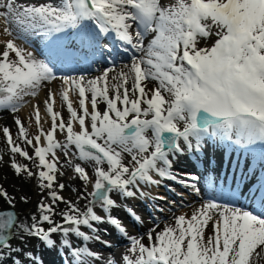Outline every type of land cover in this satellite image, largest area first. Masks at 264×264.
Returning <instances> with one entry per match:
<instances>
[{"label": "snow or ice", "instance_id": "6c2138e0", "mask_svg": "<svg viewBox=\"0 0 264 264\" xmlns=\"http://www.w3.org/2000/svg\"><path fill=\"white\" fill-rule=\"evenodd\" d=\"M0 21V35L8 37L0 41V111L13 114L17 138L33 149L30 154L15 143L4 127L11 167L18 177L35 179L50 201H41L38 215L21 220L16 198L0 188V200L8 205L0 209V264H44L42 252L28 247L29 239L45 250L65 249L63 264H99L104 258L88 242L100 241L102 224L127 238L123 264L264 259V0H175L167 6L162 0H0ZM149 33L154 36L145 45ZM211 37L214 42L201 46ZM33 40L41 42L39 56L18 43ZM121 53L129 63L117 70ZM97 64L104 67L91 74ZM57 80L58 93L48 88L44 101L51 130L30 139L15 114L27 97ZM152 82L155 87L148 88ZM57 94L67 120L54 111ZM70 94L78 98L79 110ZM33 107L39 126V106ZM57 133L65 134L63 141ZM208 141L245 155V167L227 186L195 169L174 170L178 158L204 154ZM16 155L29 163H17ZM73 157L91 162L94 176ZM66 164L84 184L79 197L88 201L84 211L78 201L60 195L65 185L57 173L63 175ZM165 184L181 199L178 205L167 195L156 197L164 205L154 211L172 214L162 228L153 217L143 235H131L111 214L119 198H147L145 186ZM172 185L199 197L197 206L185 205V191ZM60 203L67 207L57 222ZM175 207L192 210L176 215ZM127 211L136 223H147Z\"/></svg>", "mask_w": 264, "mask_h": 264}, {"label": "rangeland", "instance_id": "374dc122", "mask_svg": "<svg viewBox=\"0 0 264 264\" xmlns=\"http://www.w3.org/2000/svg\"><path fill=\"white\" fill-rule=\"evenodd\" d=\"M153 87H155V85H152L151 83L148 84V88H153ZM71 101L75 102V100L73 98H71ZM76 107L77 108L79 107L78 101L76 103ZM18 113H20V111ZM13 123H14V121H13ZM22 123H23V121H22ZM23 125H24V123H23ZM4 127H8L10 129V131L12 133L13 141L15 143L20 144V146L23 148H26L30 154L32 153L33 149L31 147H28L27 145H24L21 142V140H19L17 138L18 137V129H17V126L15 124H9L8 121L1 123V125H0V188L7 190L9 195L14 196L16 198L15 210L20 215L21 220H28L32 215H38V205L41 203V201H43L44 203L50 202L48 199V193H47V190L42 191L41 189H39L37 187L35 179H28L23 175L18 177L14 173V171L11 167L13 154L10 152L6 138L3 135V128ZM24 127H25V125H24ZM25 129L27 130V135H28V138H30V139L34 140V137L36 135L40 134L34 127H31V128L25 127ZM49 130H51L50 126H46L43 128V131H45V132H47ZM34 143H35V141H34ZM58 155H59L60 160L64 161V156L59 152H58ZM15 160L17 163H29L28 161H25L23 158L19 157V155L15 156ZM127 160H128V158L126 156V161ZM73 163H79V162H78V160L75 159L73 161ZM87 164H89V167L86 170L88 172L90 171L89 174H92L93 173V171H92L93 164L91 162H89ZM69 169H71V172H72V168L70 166H65L61 169V171L63 170V175H60V176L57 175L58 183H60L61 180L63 182L64 179H67L70 176L73 179L72 180L73 183L65 184V188H64L63 192L60 193V195H62L66 200H71L74 203H76L78 201V206L81 209L82 206H84L87 202V200H79L80 194L85 191L84 184H82L80 181H78L77 177L74 176L70 172ZM87 191L90 192L88 187H87ZM21 196H26V198H27L26 202H23L20 200ZM66 207L67 206L63 203L58 204L57 209H56L57 214L54 216V219L57 222H60L59 213L61 211L66 210ZM5 208H8V205L5 204L2 200H0V209H5ZM114 209H116L115 212H117V214L121 217L120 220L122 222H125L126 218H125L123 211L119 210L118 207L114 208ZM84 210H86V209H84ZM178 210L181 212L184 210V208H181ZM45 227L47 228V225H45ZM55 238L57 240L60 239V237H55ZM101 239H102V237H101ZM102 241H104V238L102 239ZM13 243L18 244L19 241L14 240ZM109 243H111V240H109ZM27 245L30 249L33 248V246H34L36 250L43 253V246L40 245L35 239H29L27 241ZM128 246H129L128 243L127 244L122 243V244H118L117 247H115V248H111L112 250H108V249L99 250L96 247H93L92 250L100 252L102 257L104 255H106V257H107V255H108V253H110V251H113L116 253L120 252L122 254H126ZM52 251H53V256L56 259H58L57 258V256H58L57 251L56 250H52ZM106 257H103L104 259L101 262H99V264H105L107 261H109V260L105 259ZM259 264H264V259H261L259 261Z\"/></svg>", "mask_w": 264, "mask_h": 264}, {"label": "bare ground", "instance_id": "6f19581e", "mask_svg": "<svg viewBox=\"0 0 264 264\" xmlns=\"http://www.w3.org/2000/svg\"><path fill=\"white\" fill-rule=\"evenodd\" d=\"M162 2H163V4H165L164 0ZM2 26H3V23L0 21V28H2ZM6 39H8V37L0 35V41H4ZM214 39H215V37H211V38H209L208 41H202L201 42V46H207L208 44L214 42ZM18 43H20V41H18ZM0 47H2V45H0ZM110 75H111V73H110ZM153 83H155V82H153ZM48 88H51L54 92L58 93V90L60 88V81L59 80L53 81L51 85H48L46 88L42 89L35 98L27 97L26 99L29 102L25 105V107H23L20 110V113H16L15 114L16 116H18L21 119V121H23V123H24L26 128L34 127L39 133H40L41 130H43L44 127H46V126H50L51 127V117L47 113V111L45 109V106H44V101H45L46 96H47ZM71 97H73V99H75V102H73L74 109L79 110V108L76 107V101H78V98L73 96L72 94H70V99H71ZM54 99H55V102H54V105H53L54 111H59L61 113V115L65 118V120H67L68 113H67V110H66V106L62 105L58 94L55 96ZM35 105L39 106V114H38L39 115V126L37 125V120H36L37 113L35 112L34 107H33ZM100 107L102 109L104 106L100 105ZM5 119L8 120L9 124H14L13 123L14 116L12 114H10L9 116H6ZM1 123H2V121L0 122V125H1ZM73 127H74V129L78 130V125L77 124L74 123ZM64 138H65V134L57 133L56 139H58L60 141H63ZM41 145L42 146L44 145L43 137L41 139ZM217 151H218V148L216 147L214 149V152H217ZM72 159H73V161L75 160L74 157ZM69 170L71 172V169H69ZM62 172H63V170H62ZM71 173L75 176V173H73V172H71ZM57 175L60 176V173L58 172ZM72 182L73 181H72L71 176L68 179H66V183L69 184V183H72ZM98 214L103 215V213H100V211H99ZM149 226L150 225L148 223L142 224V225H140V229H141V231L145 232L146 228L149 227ZM49 255L51 256V254H49ZM111 258L116 261V260H118L120 258V256L118 254H114V255L112 254Z\"/></svg>", "mask_w": 264, "mask_h": 264}]
</instances>
